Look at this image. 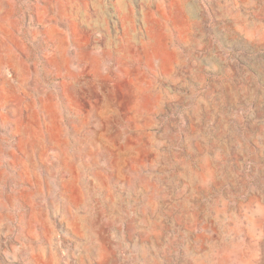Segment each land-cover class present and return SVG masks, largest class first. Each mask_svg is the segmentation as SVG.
<instances>
[{
	"label": "rangeland",
	"instance_id": "1",
	"mask_svg": "<svg viewBox=\"0 0 264 264\" xmlns=\"http://www.w3.org/2000/svg\"><path fill=\"white\" fill-rule=\"evenodd\" d=\"M0 264H264V0H0Z\"/></svg>",
	"mask_w": 264,
	"mask_h": 264
}]
</instances>
